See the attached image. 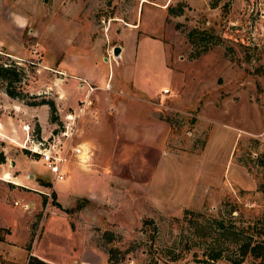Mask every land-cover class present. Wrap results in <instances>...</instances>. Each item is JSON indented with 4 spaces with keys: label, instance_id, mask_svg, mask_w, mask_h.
I'll use <instances>...</instances> for the list:
<instances>
[{
    "label": "rangeland",
    "instance_id": "obj_1",
    "mask_svg": "<svg viewBox=\"0 0 264 264\" xmlns=\"http://www.w3.org/2000/svg\"><path fill=\"white\" fill-rule=\"evenodd\" d=\"M0 64L6 261L229 264L264 239V0H0ZM83 103L89 163L53 183L25 141Z\"/></svg>",
    "mask_w": 264,
    "mask_h": 264
},
{
    "label": "built area",
    "instance_id": "obj_2",
    "mask_svg": "<svg viewBox=\"0 0 264 264\" xmlns=\"http://www.w3.org/2000/svg\"><path fill=\"white\" fill-rule=\"evenodd\" d=\"M85 81V80H84ZM164 93L169 89L164 88ZM86 103L76 111L65 112L61 122L48 133L39 132L26 139L25 147L33 155L38 156V160L52 174L53 183L65 178L72 163L88 164L91 156V149L81 141L75 140V134L79 127V120ZM22 128L29 130L28 124H23ZM29 143H27V141Z\"/></svg>",
    "mask_w": 264,
    "mask_h": 264
},
{
    "label": "trees",
    "instance_id": "obj_3",
    "mask_svg": "<svg viewBox=\"0 0 264 264\" xmlns=\"http://www.w3.org/2000/svg\"><path fill=\"white\" fill-rule=\"evenodd\" d=\"M44 1H48V0H44ZM220 1L221 0H209V3L212 7H214V6H217ZM223 6L227 7V1L224 2ZM182 11H183V7L181 5H177V6L168 5V12H170V13L179 14V13H182ZM198 34H199L198 29L196 27H193L188 31L187 36H188V39L190 41H194V39L197 37ZM206 47L207 46H204L203 48L205 49ZM204 49H202V50H204ZM7 69H8L7 67H3L0 64V72H2V71L5 72ZM6 92L8 94H10L11 96H15V93H13V91L8 89V88L6 89ZM58 118H59L58 115L53 116L54 121H57ZM3 161H5V156L0 155V162H3ZM0 239H2V236H0ZM238 247L241 250V257L229 259V261H230L229 264H242L244 257L246 255H251L252 257H254L256 259L254 264H264V239H255L253 241H251V240L240 241L238 243ZM220 256H221V254L216 253L214 255H211V259L216 260ZM205 261H209V260H205ZM111 262L117 263L118 261L112 260ZM211 262H214V261H211ZM0 264H12V262H8L4 259V257L0 256ZM13 264H15V263H13ZM26 264H49V263H47V261L39 258L36 255H30ZM168 264H183V263H168Z\"/></svg>",
    "mask_w": 264,
    "mask_h": 264
},
{
    "label": "crops",
    "instance_id": "obj_4",
    "mask_svg": "<svg viewBox=\"0 0 264 264\" xmlns=\"http://www.w3.org/2000/svg\"><path fill=\"white\" fill-rule=\"evenodd\" d=\"M122 51H123V46L121 47L120 53H122ZM82 80H83V79H82ZM83 81H84V80H83ZM83 84H84V83H83ZM84 86L86 87V85H84ZM136 119H137L136 121L139 122L138 118H136ZM153 123H155V124H159V125H160L161 122H160V121H153ZM158 136H159L158 133L153 134V136H152L153 139H152V140H153V141H154V140H156V141H157V140L160 141V137H158ZM70 166H71V165H70ZM69 168H70V167H69ZM6 171L9 172L8 170H5V171L3 172V174H2V176H1L2 178H3V175H4V173H5ZM9 173H10V172H9ZM16 177H17V178L21 177V174H18ZM91 178H92V177H88V178L85 180V183L89 185L90 182H91L92 180H94L93 178H92V179H91ZM3 179H4V178H3ZM11 181H13V180H11ZM14 182H15V184L20 185V183H19L18 181H15V180H14ZM54 185H55V184H54ZM54 187H55V186H54ZM9 252L12 253V251H9ZM2 257H4V256H2ZM5 257H6V256H5ZM7 258H8V259H11V260H16V259L14 258V256H13V254H11V256H9V257H7Z\"/></svg>",
    "mask_w": 264,
    "mask_h": 264
},
{
    "label": "water",
    "instance_id": "obj_5",
    "mask_svg": "<svg viewBox=\"0 0 264 264\" xmlns=\"http://www.w3.org/2000/svg\"><path fill=\"white\" fill-rule=\"evenodd\" d=\"M120 50H121L120 45H115V46L113 47V54L116 55V56H118L119 53H120Z\"/></svg>",
    "mask_w": 264,
    "mask_h": 264
}]
</instances>
